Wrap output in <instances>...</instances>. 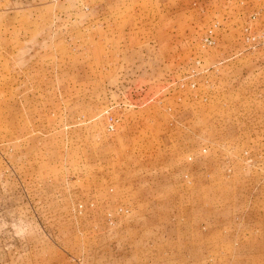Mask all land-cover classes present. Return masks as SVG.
<instances>
[{
  "label": "rangeland",
  "instance_id": "rangeland-1",
  "mask_svg": "<svg viewBox=\"0 0 264 264\" xmlns=\"http://www.w3.org/2000/svg\"><path fill=\"white\" fill-rule=\"evenodd\" d=\"M131 261L264 264V0H0V264Z\"/></svg>",
  "mask_w": 264,
  "mask_h": 264
},
{
  "label": "built area",
  "instance_id": "built-area-1",
  "mask_svg": "<svg viewBox=\"0 0 264 264\" xmlns=\"http://www.w3.org/2000/svg\"><path fill=\"white\" fill-rule=\"evenodd\" d=\"M245 41L247 44H256L257 40H258V37L257 35H255L253 33V31H251L249 28H246L245 29ZM204 43L205 45H213L214 44V40H213V31H210L209 32V35L204 39ZM110 130L114 128L113 124H110ZM83 206H80V210H83ZM128 214L129 213V210H126V209H123V208H119L117 210V213H109L108 214V220L110 222L111 225L114 224V217L115 215H122V214Z\"/></svg>",
  "mask_w": 264,
  "mask_h": 264
},
{
  "label": "crops",
  "instance_id": "crops-1",
  "mask_svg": "<svg viewBox=\"0 0 264 264\" xmlns=\"http://www.w3.org/2000/svg\"><path fill=\"white\" fill-rule=\"evenodd\" d=\"M130 264H186V261H131Z\"/></svg>",
  "mask_w": 264,
  "mask_h": 264
}]
</instances>
